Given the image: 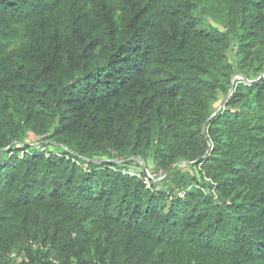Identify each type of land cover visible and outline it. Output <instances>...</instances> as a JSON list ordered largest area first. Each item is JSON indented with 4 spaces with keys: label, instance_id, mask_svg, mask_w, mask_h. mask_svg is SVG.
<instances>
[{
    "label": "trees",
    "instance_id": "trees-1",
    "mask_svg": "<svg viewBox=\"0 0 264 264\" xmlns=\"http://www.w3.org/2000/svg\"><path fill=\"white\" fill-rule=\"evenodd\" d=\"M252 70L264 0H0V264H264V78L233 81ZM94 155L201 179L178 196Z\"/></svg>",
    "mask_w": 264,
    "mask_h": 264
},
{
    "label": "rangeland",
    "instance_id": "rangeland-1",
    "mask_svg": "<svg viewBox=\"0 0 264 264\" xmlns=\"http://www.w3.org/2000/svg\"><path fill=\"white\" fill-rule=\"evenodd\" d=\"M211 23L216 26L222 27L220 23H217L213 18H209ZM232 61H235V55L233 52H230ZM261 72H256L252 70L250 72L251 79L255 80L260 77ZM239 75L234 76V80H240ZM232 86L226 84L224 85L218 93V106L228 98L229 92ZM27 143L33 146V148H40L45 150L48 153L51 152H61V147H57L52 144L49 139H44L29 133L26 138ZM22 146V145H21ZM33 151V149H29ZM7 151V150H6ZM6 151L0 150V161L7 159ZM94 162H102V160L113 161L112 163H119L123 165V170L126 173L131 175H137L146 179L144 173L148 175L149 178L154 179L158 185L159 189L172 190L175 192V195L181 196L184 192L192 189L195 186L196 180L201 179L200 167L194 163H187V161L180 160L176 163L171 171L164 172L161 169H158L155 162L150 158H141L131 156L125 159H110L108 156L94 155L89 158ZM132 159L131 161L124 162L125 160ZM84 167H87V164H84ZM196 179V180H195ZM150 185V182H149ZM34 248L37 249V245H34ZM29 257L25 254V248L16 247L15 253L10 258L9 264H21L22 261H28Z\"/></svg>",
    "mask_w": 264,
    "mask_h": 264
},
{
    "label": "water",
    "instance_id": "water-1",
    "mask_svg": "<svg viewBox=\"0 0 264 264\" xmlns=\"http://www.w3.org/2000/svg\"><path fill=\"white\" fill-rule=\"evenodd\" d=\"M241 78L244 79L246 82L252 84V83H254V82H256V81L262 80V79L264 78V74H262L260 77H258V78L255 79V80L249 79L248 77H245V76H243V77H241ZM234 91H235V88H234V86H233V87L230 89V92H229V96H228V98H227V99H226V100L220 105V107L215 111V113L213 114V116H215L220 110H222V109L225 107L226 103L228 102L229 98L233 95ZM208 121H210V120H208ZM9 148H10V146L7 147V148H5V149H3V151L8 150ZM131 160H132V159L125 160L124 162L131 161ZM102 162H113V161L102 160ZM187 163H193V162H187ZM175 165H176V163H175L174 165H172V167L169 169V171H171Z\"/></svg>",
    "mask_w": 264,
    "mask_h": 264
},
{
    "label": "built area",
    "instance_id": "built-area-1",
    "mask_svg": "<svg viewBox=\"0 0 264 264\" xmlns=\"http://www.w3.org/2000/svg\"><path fill=\"white\" fill-rule=\"evenodd\" d=\"M240 79H242L241 77H240ZM146 182H148L149 183V177H146Z\"/></svg>",
    "mask_w": 264,
    "mask_h": 264
}]
</instances>
